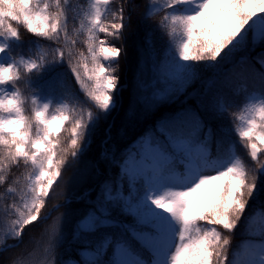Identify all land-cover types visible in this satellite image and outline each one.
<instances>
[{
    "label": "snow or ice",
    "instance_id": "obj_1",
    "mask_svg": "<svg viewBox=\"0 0 264 264\" xmlns=\"http://www.w3.org/2000/svg\"><path fill=\"white\" fill-rule=\"evenodd\" d=\"M140 6L135 0H88L86 6L0 0V187L13 167L23 165L27 173L23 186L17 177L4 188L11 203L0 201V254L24 244L26 229L43 227L40 264H56L49 257L69 238L67 222L70 243L78 247L60 264H264V0H147L143 19L159 14L165 48L159 58L153 50L147 83L139 70L137 101L152 109L197 83L204 91L193 89L195 107L163 117L119 153L108 149V135L101 159L114 175L75 198L85 205L78 213H61L48 224L60 209L47 204L69 157L88 151L101 118L118 106L120 60L127 53L116 42ZM21 27L48 45L34 56L13 54ZM146 42L153 47L151 37ZM258 47L252 61L237 58ZM62 65L82 98L52 95L62 86L56 73ZM45 72L49 78L34 87L32 74ZM235 77L244 82L234 87ZM218 82L233 95L245 94V101L236 105L219 89L209 97ZM225 117L231 130L219 125L214 131L211 122ZM238 230L241 243L233 248ZM38 243L29 236V244ZM36 251L0 255V264H34Z\"/></svg>",
    "mask_w": 264,
    "mask_h": 264
},
{
    "label": "trees",
    "instance_id": "obj_2",
    "mask_svg": "<svg viewBox=\"0 0 264 264\" xmlns=\"http://www.w3.org/2000/svg\"><path fill=\"white\" fill-rule=\"evenodd\" d=\"M141 6L134 12L131 24L124 30L123 41L116 42L117 46L123 43L126 48V56H122L120 60V76H121V92L120 99L117 108L107 116L106 119L101 118L99 125L92 137L90 147L88 151L77 160H73L69 157L68 163L62 169V176L57 185L54 186L53 195L50 196L47 207L52 208L53 205H60L59 212L53 211L52 219L48 221V224L52 223V220L59 216L61 213L71 214L73 211L78 213V210L85 207L83 201L77 202L76 197L88 189L97 188L100 182L112 175H114L115 170L110 168L109 165L101 159V152L104 150L103 141L110 135L108 140V149L112 150L113 146L119 153L121 150L128 148L134 144L141 134L146 132L148 129L152 128L157 121L163 117L169 116L176 111L183 108L195 107L198 97L193 96L192 92L195 89L198 93L204 91V84L197 83L188 89L187 92L177 95L174 99L161 103L155 108L149 109L145 104L139 103L137 97L141 95L137 88V77L140 69H144L143 79L147 83L151 78V72L149 71L152 59L151 55L153 50L156 53L157 58L162 57L165 41L161 36L160 31L157 30V25L160 20L159 14H154L147 21L143 19L147 0H135ZM80 3L84 6L87 5L88 0H73V4ZM117 5L113 4L111 7L115 8ZM70 15H75V13H70ZM78 26V21H77ZM71 27V25H70ZM21 42L19 44H14L13 54L22 53L25 57L34 56L40 45L47 46L48 42L38 40L32 34L27 33L21 27ZM103 36V34H101ZM151 37L153 42V47L149 48L147 39ZM83 45L78 44L77 48L83 50ZM261 49L258 47L255 51L242 52L237 54L239 56H246L249 61H252L259 53ZM226 67H230L226 66ZM243 66H238L236 72H240ZM58 74V79L62 80V86L57 85L55 92L52 93L56 100L64 98L65 92H71L76 96L82 98V94L78 90L75 80L72 74L67 70L66 65H62L56 69ZM211 73H205V76H210ZM50 73L45 72L42 75L32 74L31 79L33 81L34 87L40 82L47 80ZM223 77L219 78L222 81ZM244 81L240 77H235L233 81V86H238ZM251 84V81H248ZM20 87L27 93H31V88H25L24 82H20ZM217 89L228 95L229 99L232 100L236 105H241L245 101V94L233 95L231 91L224 88L222 83L218 82L209 93V97L212 93H215ZM37 91L40 89L37 87ZM45 94H48V89H45ZM149 89L148 93L143 95H149L151 93ZM251 91V88L249 89ZM71 100V96L68 97ZM235 109H230L234 111ZM230 118L225 117L221 121L213 120L212 127L214 131L219 125L231 130V124L229 122ZM110 128V132H106ZM237 137L234 134H230V141L235 142ZM235 149L237 152L244 156L245 152L239 143L235 144ZM26 170L23 165L13 167L8 185L0 187V201L4 203H11V200L7 199L3 193L4 188L12 185V181L17 177L20 178L21 186H23L26 178ZM93 195L95 193L93 192ZM71 198V203H65L67 199ZM47 225H45L46 227ZM31 227V226H30ZM63 230L69 237L65 239L64 243L59 246L53 257L49 259H55L56 264H60L62 259H68L75 256L76 248L78 246L72 245L70 243V225L65 222ZM27 235L25 236L24 244L19 245L16 248L8 249L6 252L0 254L5 258H12L18 256H24L27 252L32 251L33 247L37 248L35 255L32 257L34 264H40V261L45 259V253L43 248L46 244V238L41 239V233L44 231L43 227H38L34 232L29 233V230H25ZM36 236L39 243L37 245L29 244V236ZM9 244L14 243V241L9 240ZM233 248H235L239 243H241V236L239 230L233 236L232 239ZM27 245V247H25Z\"/></svg>",
    "mask_w": 264,
    "mask_h": 264
},
{
    "label": "rangeland",
    "instance_id": "obj_3",
    "mask_svg": "<svg viewBox=\"0 0 264 264\" xmlns=\"http://www.w3.org/2000/svg\"><path fill=\"white\" fill-rule=\"evenodd\" d=\"M136 140H134V142H135Z\"/></svg>",
    "mask_w": 264,
    "mask_h": 264
}]
</instances>
